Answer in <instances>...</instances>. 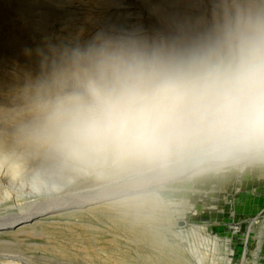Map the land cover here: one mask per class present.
Returning a JSON list of instances; mask_svg holds the SVG:
<instances>
[{"label": "clouds", "instance_id": "obj_1", "mask_svg": "<svg viewBox=\"0 0 264 264\" xmlns=\"http://www.w3.org/2000/svg\"><path fill=\"white\" fill-rule=\"evenodd\" d=\"M209 3L212 31L195 46L100 30L38 48L40 73L11 110L12 146H0V178L40 194L51 175L264 162V0Z\"/></svg>", "mask_w": 264, "mask_h": 264}, {"label": "rangeland", "instance_id": "obj_2", "mask_svg": "<svg viewBox=\"0 0 264 264\" xmlns=\"http://www.w3.org/2000/svg\"><path fill=\"white\" fill-rule=\"evenodd\" d=\"M212 23L209 0H0V146H12L11 110L26 104L25 86L40 73L37 49L46 42L83 44L104 30L185 48L202 43ZM114 182L135 193L62 209L110 194ZM22 189L26 193L18 196L27 200L31 192ZM62 189L68 197L58 201H46L44 192L31 195L30 211L49 205L56 212L6 230L0 264H264V162L163 175L117 170L105 179L80 177ZM148 199L153 208L142 206ZM0 202L2 218L18 213V200ZM44 224L61 231L59 241Z\"/></svg>", "mask_w": 264, "mask_h": 264}, {"label": "bare ground", "instance_id": "obj_3", "mask_svg": "<svg viewBox=\"0 0 264 264\" xmlns=\"http://www.w3.org/2000/svg\"><path fill=\"white\" fill-rule=\"evenodd\" d=\"M32 167V166H31ZM110 174H113V171H111V172H108V173H106L105 175H103V176H100V177H96L95 176V178H96V180L98 179V178H106V176H108V175H110ZM56 176V177H55ZM51 175L50 177H47V179L48 178H50V180L51 181H49V182H52V184H49L48 182V187H46V188H44L43 190H42V192H44V193H47L46 195H45V198H46V201H49V200H51V199H53V201H58L60 198H65V197H68V196H64L63 194H64V192H61L63 189H62V187L64 186H66L67 185V183H69L66 179H64V178H62L61 176H59V175ZM112 176V175H111ZM118 176V175H117ZM123 176V175H122ZM86 177H88V176H83V177H81V178H86ZM120 177V176H119ZM78 179V178H77ZM111 179V178H110ZM114 180H115V178H113ZM122 180V178H119V180ZM76 180V179H75ZM83 180V179H82ZM93 180V179H92ZM48 181V180H47ZM58 181H63V183H61V182H58ZM90 181V180H89ZM100 181V180H99ZM103 181H105V180H103ZM112 181V180H111ZM98 182V181H97ZM96 182V183H97ZM109 182V181H108ZM118 182V181H117ZM99 183V182H98ZM101 183H104V182H100V184ZM53 184H57V185H59V188L57 189V190H55V191H53L52 190V187H51V185H53ZM60 184L61 185H63L62 187L60 186ZM71 184V183H70ZM85 184V183H84ZM105 184V183H104ZM113 184V183H112ZM114 184H115V186L114 187H112V188H109V191H111L110 192V194L108 193V194H106V195H102V194H100L101 196H99V197H94V198H89V199H87V200H81V202H78V203H75V205L74 204H66V205H64V206H62L63 208L62 209H64V208H67V207H69V206H72V207H79V206H83V205H85V204H87V203H90V202H96L97 200H101V199H108V198H112V197H114L115 198V196H118V195H122V194H133V193H135L134 192V190L133 191H131L132 189H131V187L129 188V189H125L124 187V185H116V183L114 182ZM93 185H96V184H93ZM108 185V184H107ZM110 185V184H109ZM103 186V185H102ZM143 186V185H142ZM7 188L8 189V192H6L5 191V189L4 188ZM79 187V186H78ZM87 187V186H86ZM86 187H85V189H86ZM106 187V186H105ZM140 187V186H139ZM93 188H95V187H93ZM100 188V187H99ZM99 188H97L95 191H97ZM124 188V189H123ZM135 189V188H134ZM141 189V188H140ZM15 190H16V192H15ZM70 190V189H69ZM102 189H100V191H101ZM68 191V190H67ZM135 191H136V189H135ZM31 193H28L27 194V196H29V197H27L28 199L27 200H23V199H21L18 195H22V194H25L26 192H25V189L23 190L21 187H20V184H19V182H11L9 179H7L6 177L5 178H0V200H3L4 202H14V200H15V202L18 200L19 201V205H17V207H14V209H15V211H18V213H14V214H12V215H10V216H8V217H4V218H2L1 216V218H0V236H2V234L4 233V232H6V230H10V231H12L11 229H14V228H16L18 225H20V224H23V223H30V222H32L33 220H34V217H35V215H37V214H41V213H43V212H47V211H49V209H53V211L54 212H56V209L55 208H57V207H49V205H48V207L47 208H37L38 210H33V211H30L31 210V208H32V203H34V202H32V201H34L36 198H32L31 197V195L32 194H35V193H33L32 191H30ZM87 192V191H86ZM93 192V191H92ZM8 193H11V198H9V194ZM83 193V192H82ZM78 195V194H77ZM85 197V196H84ZM90 197V196H89ZM92 197V196H91ZM75 198V197H74ZM80 198V197H79ZM78 199V198H77ZM42 200V199H41ZM80 200V199H79ZM45 201V202H46ZM40 202V201H39ZM44 202V203H45ZM98 202V201H97ZM1 203V202H0ZM44 203H41V204H44ZM6 204V203H5ZM17 204V203H16ZM15 204V205H16ZM47 203H45V205H46ZM55 204V203H54ZM122 204H127V202H123ZM142 206H144V207H148V208H153V205L149 202V199L148 200H146V201H144L143 203H142ZM27 207V208H26ZM10 209V208H9ZM60 209V208H59ZM9 215V214H8ZM26 225H28V224H24V226H22V227H18L16 230H21V229H23V228H25V226ZM42 225V224H41ZM53 225V224H52ZM45 226V227H44ZM54 226V225H53ZM43 228H44V232H46L47 233V235L51 238V240L52 239H57L58 241L60 240L59 238L61 237V236H63V234H61V231H59L58 230V228L57 227H50V225H46V224H44L43 226H42ZM9 231V232H10ZM140 234H141V232H140ZM4 235V234H3Z\"/></svg>", "mask_w": 264, "mask_h": 264}]
</instances>
